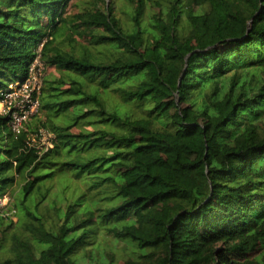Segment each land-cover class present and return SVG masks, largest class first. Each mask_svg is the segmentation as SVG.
<instances>
[{
	"label": "trees",
	"instance_id": "1",
	"mask_svg": "<svg viewBox=\"0 0 264 264\" xmlns=\"http://www.w3.org/2000/svg\"><path fill=\"white\" fill-rule=\"evenodd\" d=\"M72 1L0 0V264H264V0Z\"/></svg>",
	"mask_w": 264,
	"mask_h": 264
},
{
	"label": "built area",
	"instance_id": "2",
	"mask_svg": "<svg viewBox=\"0 0 264 264\" xmlns=\"http://www.w3.org/2000/svg\"><path fill=\"white\" fill-rule=\"evenodd\" d=\"M42 46H40L37 57L29 68L26 80L23 83L11 85L7 92L1 94L3 100L0 104V114L9 117L10 128L17 135L22 133L25 125L40 111V95L47 72L40 55ZM53 139L52 133L40 128L38 133L31 135V146L34 147L38 142H41L43 145L51 147ZM1 202L0 206H2Z\"/></svg>",
	"mask_w": 264,
	"mask_h": 264
},
{
	"label": "rangeland",
	"instance_id": "3",
	"mask_svg": "<svg viewBox=\"0 0 264 264\" xmlns=\"http://www.w3.org/2000/svg\"><path fill=\"white\" fill-rule=\"evenodd\" d=\"M90 1L91 0H73L72 1V7L69 8L68 14L73 15V14L78 13L80 10H82L86 6H88L87 4H89ZM104 3L107 5H111L113 3L114 14L124 22L127 20L128 14L131 13V9L128 7V5L123 0H104ZM99 5L103 6L102 2L99 3ZM54 75H56V74H54ZM33 123H34V121H33ZM43 143H45V142H43ZM36 147L43 148V147H45V145H43L41 142H39L36 145ZM16 190L18 192L19 186L16 187ZM4 200L1 202L2 206H0V212L3 211L5 214H9L7 211L8 208H5V206L9 202V200L8 199H7V201H4ZM14 221H16V219H14Z\"/></svg>",
	"mask_w": 264,
	"mask_h": 264
}]
</instances>
